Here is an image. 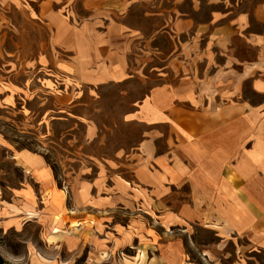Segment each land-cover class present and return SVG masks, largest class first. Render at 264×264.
Here are the masks:
<instances>
[{
  "label": "rangeland",
  "instance_id": "374dc122",
  "mask_svg": "<svg viewBox=\"0 0 264 264\" xmlns=\"http://www.w3.org/2000/svg\"><path fill=\"white\" fill-rule=\"evenodd\" d=\"M235 2L0 0V264H264V248L247 237L217 236L187 184L136 181L139 165L185 140L166 124V96L151 100V89L173 83L184 60L199 77L212 71L198 23L213 9L235 8L233 19L264 0ZM124 24L136 39L122 58L108 54L104 34ZM178 35L186 42L167 60ZM236 68L216 96L231 101L238 86L262 102L252 72ZM22 152L43 167L24 169ZM54 213L57 224L46 220Z\"/></svg>",
  "mask_w": 264,
  "mask_h": 264
},
{
  "label": "crops",
  "instance_id": "0c3cea01",
  "mask_svg": "<svg viewBox=\"0 0 264 264\" xmlns=\"http://www.w3.org/2000/svg\"><path fill=\"white\" fill-rule=\"evenodd\" d=\"M241 2L236 0L235 5ZM234 11L235 8L213 9L207 20L198 23V34L208 28L201 58L206 62L204 71H212L199 77L184 60L182 72L173 83L151 89V100L166 96V124L177 128L185 140L155 153L150 160L152 167L139 165L136 181L145 187L187 184L199 214L215 224L222 241L229 235H242L264 248V100L251 103L239 96L242 90L238 86L228 90L236 95L231 101L218 98L214 91L228 78H236V65H241L252 72V90L264 96V2L240 10L232 19L229 15ZM192 12L181 13L183 32L188 29L185 24ZM252 20L261 23L262 28H250ZM124 25L127 30L104 34L108 54L123 58L133 51L136 35ZM155 32L169 30L161 28ZM174 41L177 49L171 51L167 60H173L180 50L179 43L186 42L181 35L175 36ZM217 51L225 55L224 60H217ZM18 158L24 169L30 165L43 167L40 158L27 152ZM42 184L52 188L50 180ZM58 208L61 205L55 206V210ZM57 216L47 214L46 220L57 224Z\"/></svg>",
  "mask_w": 264,
  "mask_h": 264
}]
</instances>
